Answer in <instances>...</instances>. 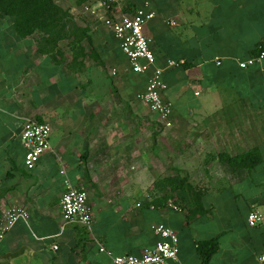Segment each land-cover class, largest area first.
Instances as JSON below:
<instances>
[{"label": "crops", "instance_id": "crops-1", "mask_svg": "<svg viewBox=\"0 0 264 264\" xmlns=\"http://www.w3.org/2000/svg\"><path fill=\"white\" fill-rule=\"evenodd\" d=\"M146 1L156 17L144 33L174 104L175 130L162 136L178 139L181 179L205 189L157 195L155 144L142 147L140 131L157 118L138 100L149 73L129 68L105 24L108 0H55L73 18L59 41L22 37L0 15V227L9 210L26 212L0 238V264H114L153 249L154 225L178 235L172 264H258L264 223L250 227L248 216L264 215V71L238 62L264 46V0H125L124 10ZM32 120L50 124L52 149L29 171L21 136ZM250 152L252 170L217 159ZM69 184L89 194L90 230L65 218Z\"/></svg>", "mask_w": 264, "mask_h": 264}, {"label": "built area", "instance_id": "built-area-1", "mask_svg": "<svg viewBox=\"0 0 264 264\" xmlns=\"http://www.w3.org/2000/svg\"><path fill=\"white\" fill-rule=\"evenodd\" d=\"M113 5L112 14L105 20V24L112 29L114 38L119 42L120 48L126 55L129 68L136 74L149 73L146 90L138 95V100L148 110L167 122H170L174 114L173 102L165 98L168 85L162 76L163 69L156 67L155 55L151 49L150 40L144 33V27L156 17V13L149 10L150 3L146 1L137 7L133 13L126 12L125 0H108ZM184 62H170L169 67L183 65ZM241 69L257 66L264 71V46L259 45L257 52L247 60L238 62ZM116 75V71H113ZM51 126L49 123L32 120L22 133L21 144L25 149V166L27 170L33 171L38 166L41 158L51 151ZM62 210L69 224H79L90 230L93 223V212L89 203V194L83 188H77L69 184L62 195ZM168 207L180 211L181 209L172 202ZM26 217V212L20 209H12L7 212L6 222L8 226L0 227V238L9 228ZM264 223V215L259 212H251L248 216L250 227ZM152 232L160 241L150 250H145L141 257L131 255L112 256L114 264H172L178 262L179 238L175 231L163 225H154ZM57 249V247H55ZM100 251L107 253L104 246ZM110 254V253H108ZM258 264H264V248L259 255Z\"/></svg>", "mask_w": 264, "mask_h": 264}, {"label": "trees", "instance_id": "trees-1", "mask_svg": "<svg viewBox=\"0 0 264 264\" xmlns=\"http://www.w3.org/2000/svg\"><path fill=\"white\" fill-rule=\"evenodd\" d=\"M0 15L12 17L17 33L22 37L40 31L46 35H54V40L59 41L64 37L65 28V26L61 27L60 23L70 14L62 10L55 0H0ZM47 43L51 44V40H47ZM217 159L227 163L234 170H252L260 163L255 152L247 153L239 158L220 154ZM209 245H212V242L201 246L200 251L204 260L210 254V251H207Z\"/></svg>", "mask_w": 264, "mask_h": 264}, {"label": "rangeland", "instance_id": "rangeland-1", "mask_svg": "<svg viewBox=\"0 0 264 264\" xmlns=\"http://www.w3.org/2000/svg\"><path fill=\"white\" fill-rule=\"evenodd\" d=\"M63 22H73V18L69 15ZM172 123V118L170 120ZM151 125H141L140 131L145 136V139H141L142 147L146 149L148 147L151 148L153 144H155V153H156V163H155V173H156V193L157 195H161L162 198L166 200V198L174 197L177 194L194 196L196 194H200L203 187H192L186 184V179H181L180 171L176 169L178 167V162L176 160L179 159L178 151L179 144L177 143L178 139L168 137L164 138L162 133L166 131L175 130V127L167 126V122L161 120L159 117H155L150 122ZM152 127V128H151ZM150 133V134H147ZM153 133V134H151ZM150 136L149 138L147 136ZM166 136V135H165ZM151 137H154L151 139ZM193 172V171H192ZM195 172V171H194ZM196 173V172H195Z\"/></svg>", "mask_w": 264, "mask_h": 264}]
</instances>
